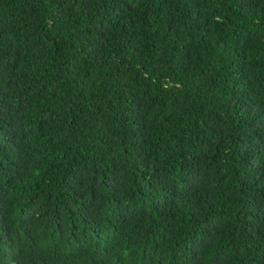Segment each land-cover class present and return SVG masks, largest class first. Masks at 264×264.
Segmentation results:
<instances>
[{
    "label": "trees",
    "instance_id": "1",
    "mask_svg": "<svg viewBox=\"0 0 264 264\" xmlns=\"http://www.w3.org/2000/svg\"><path fill=\"white\" fill-rule=\"evenodd\" d=\"M0 264H264V0H0Z\"/></svg>",
    "mask_w": 264,
    "mask_h": 264
}]
</instances>
